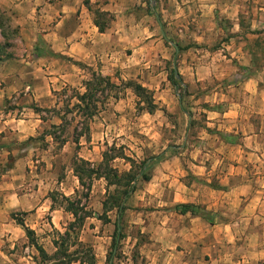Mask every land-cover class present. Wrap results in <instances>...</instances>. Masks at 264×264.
Returning a JSON list of instances; mask_svg holds the SVG:
<instances>
[{
	"label": "rangeland",
	"instance_id": "rangeland-1",
	"mask_svg": "<svg viewBox=\"0 0 264 264\" xmlns=\"http://www.w3.org/2000/svg\"><path fill=\"white\" fill-rule=\"evenodd\" d=\"M210 1L92 0L93 10L114 15L110 27L118 29V45L102 57L105 67L49 53L44 34L55 24L49 17L53 0L27 6L25 18L7 12L20 35L12 38V31L7 32L12 57L0 71V264H63V258L44 261L12 217H23L53 255V241L74 219L61 196L51 208L54 191L79 198L93 212L79 235L93 246L96 264H108L112 251V264H264V217L258 212L248 218L235 210L226 214L223 205L211 210L215 219L210 223L175 209L179 202L173 191L181 182L222 187L218 171L229 169L225 156L239 153L243 141L242 132L228 130L223 112L232 89L264 68V0H213L208 13L204 5ZM107 3L116 4L115 12L107 10ZM5 41L0 30V44ZM74 61L120 85L88 121L73 105L91 72ZM173 67L177 88L169 80ZM130 80L153 91L158 106L154 113L143 110L140 98L124 86ZM236 97L244 99L241 93ZM34 105L47 109L41 112L44 121ZM58 114L66 117L64 122ZM49 131L56 133V141ZM113 147L120 150L109 153L125 152L136 160V170L146 161L142 170L151 179L140 176L122 216L114 209L110 222H104L99 219L102 203L117 187L95 177L87 192L73 168L78 156L97 169L104 152ZM111 165L120 172L130 169L122 158ZM116 223L121 238L113 249Z\"/></svg>",
	"mask_w": 264,
	"mask_h": 264
},
{
	"label": "crops",
	"instance_id": "crops-1",
	"mask_svg": "<svg viewBox=\"0 0 264 264\" xmlns=\"http://www.w3.org/2000/svg\"><path fill=\"white\" fill-rule=\"evenodd\" d=\"M37 1L0 0V7L25 18L26 7L35 6ZM50 6L48 16L55 19V24L44 34L50 48L88 65L105 67L106 60L102 57H107L105 52H111L118 45L114 39L118 29L111 26L107 32H100L83 0H53ZM115 6L107 3L106 8L115 12ZM204 6H208V13L212 12L213 0ZM232 90L223 116L228 117L229 131L243 133V141L238 145L241 147L239 153L225 156L229 169L224 171L222 168V173L218 171L222 187L214 190L196 182H181L173 189V199L179 203H200L215 211L225 205L226 214L235 210L247 218L250 212H258V217H264V68L246 77L240 87ZM238 93L242 94L243 100L236 97ZM185 216L192 215L187 213Z\"/></svg>",
	"mask_w": 264,
	"mask_h": 264
},
{
	"label": "trees",
	"instance_id": "trees-1",
	"mask_svg": "<svg viewBox=\"0 0 264 264\" xmlns=\"http://www.w3.org/2000/svg\"><path fill=\"white\" fill-rule=\"evenodd\" d=\"M85 6L92 11L94 14V22L98 27L100 32H106L111 25V22L114 20V15L108 11H103L101 9L93 10L92 8V0H83ZM156 19L159 23L162 24V19L159 14H156ZM10 16L6 11H4L0 7V30L7 41L3 44H0V71L5 64V62L12 57V53L9 51V48L12 46L10 43L11 37H8V31H12L11 36L15 38L19 37V26L12 28L10 25ZM9 23V24H8ZM10 38V39H9ZM182 50V47H180ZM35 51L37 54H40V48L35 47ZM52 55H57L61 57H65V55H61L55 53L53 50L49 51ZM177 59V54L174 57V64ZM75 64L79 66H85L84 68L90 69L91 76L89 79L84 81L85 91L82 93H78L76 95L77 102L73 105L74 109H77L83 116L88 120L93 119L95 115L99 112L100 107L104 106L108 102V98L111 96V92L120 88V85L114 83L112 78L108 75H103L100 72H97L92 67L87 65H83L82 63H78L74 61ZM177 68L173 67L172 73L169 76V80L171 83L177 88L179 81L175 78ZM124 86L127 88H131L133 92L140 98L139 103L141 104V108L143 110H147L149 113H154L158 108L157 104L154 100V93L152 90L145 87L142 83L130 80L127 83H124ZM180 101H182V96H180ZM144 103L145 105H143ZM33 109L36 113L40 114L41 119L44 121V117L41 115V112L47 109H43L37 105L33 106ZM60 119L64 122L65 116H60ZM55 128L61 127V125H52ZM90 126L89 123L85 127V131H89ZM84 133L80 135L83 136ZM48 135L52 136V138L56 141L57 135L55 132L49 131ZM66 139L61 141V144L64 145L66 143ZM74 141L79 145V138H75ZM118 151L116 147L105 151L103 154V161L99 165L97 169L92 165V163L86 159L81 157H76L74 161V173L79 179L80 185L82 187L87 188V192L91 189V181L96 178H104L108 185H115L117 190L112 193H109L105 200L102 203L103 213L99 216V219L104 222H110L109 212L116 209L119 213V217L122 216L123 212L126 209V200L130 197L131 192L136 190L135 182L138 181L141 176L144 180L149 181L151 179L150 175H147L145 171H143V167L146 164V161H143L140 165V169L136 170L138 164L134 158L125 154V152H115L114 155H111L109 151ZM116 158H122L126 160L130 164V169L124 172H120L117 168L111 165V161ZM87 179L90 183H88ZM129 186L127 189H119L121 186ZM78 193V191H76ZM86 194V198L89 197L88 193ZM59 196H61L65 202V210L70 212L74 219L71 221L66 228L64 233L60 234V239H55L54 245L57 247V251L53 255H49L46 250L39 244L37 235L34 229L27 226L26 221L23 217H17L18 214L13 213L12 217L17 221V223L24 229L27 237L30 242L39 250L41 257L44 261H51L55 259L63 258V264H72L74 262H80L81 264H96V256L94 253V248L89 243H86L80 239V231L83 227L86 218L92 216V211H86V205H81L80 199H73L65 194H60L56 191L50 193V197L52 199L53 205L52 209L55 208V203L58 201ZM63 206V205H62ZM175 209L178 213L187 214L190 213L193 216H199L203 219L213 223L215 219V213L207 207L201 204L195 203H179L175 205ZM26 214V213H23ZM119 238H121V233L119 231V225L116 223V237L113 242V249H116L119 243ZM77 245L79 248L70 251L72 246ZM113 251L108 255V264H112L113 259Z\"/></svg>",
	"mask_w": 264,
	"mask_h": 264
},
{
	"label": "water",
	"instance_id": "water-1",
	"mask_svg": "<svg viewBox=\"0 0 264 264\" xmlns=\"http://www.w3.org/2000/svg\"><path fill=\"white\" fill-rule=\"evenodd\" d=\"M175 49H176V52L178 53L179 52V47L178 45H175ZM178 74V72L176 71V75Z\"/></svg>",
	"mask_w": 264,
	"mask_h": 264
}]
</instances>
